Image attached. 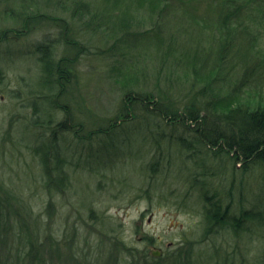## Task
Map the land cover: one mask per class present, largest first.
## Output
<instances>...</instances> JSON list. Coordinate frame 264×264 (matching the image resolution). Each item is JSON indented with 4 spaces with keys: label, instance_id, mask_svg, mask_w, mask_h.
Here are the masks:
<instances>
[{
    "label": "rangeland",
    "instance_id": "1",
    "mask_svg": "<svg viewBox=\"0 0 264 264\" xmlns=\"http://www.w3.org/2000/svg\"><path fill=\"white\" fill-rule=\"evenodd\" d=\"M236 1L245 10L229 21L228 32L218 21L230 10L214 0H0V38L6 36L0 39V185L31 208L28 215L12 203L3 207L11 221L0 237V264H23L17 255L33 249L40 264H141L149 249L162 253L159 264H169L163 257L170 247L188 251L192 240L204 237V195L230 188L234 178L239 187L240 171L229 176L224 165L230 159H213L199 144L194 148L203 152L191 157L192 122H171L137 102L126 118V95L154 94L159 109L180 114L193 103L202 117H209L204 104L211 95L220 112L253 106L264 89L237 81L264 58V0ZM127 29L131 36L122 40ZM154 29L158 37L137 39L136 33ZM238 32L255 40L236 39ZM40 45L51 46L56 63L64 61L68 74L60 92L41 83ZM63 120L68 130L56 131ZM54 131L68 174L61 192L47 188L35 152ZM200 164L214 173L207 185L203 176L198 185L192 180L203 172ZM250 174L241 183L249 190L244 204L258 209L264 171ZM239 201L235 194L237 211ZM219 229L218 237L196 244L206 264H213L215 246H221V263L226 252L232 264H241L235 249L249 259L255 255L245 249L264 256L259 223L253 222L251 241ZM18 230L29 241L17 239Z\"/></svg>",
    "mask_w": 264,
    "mask_h": 264
},
{
    "label": "trees",
    "instance_id": "2",
    "mask_svg": "<svg viewBox=\"0 0 264 264\" xmlns=\"http://www.w3.org/2000/svg\"><path fill=\"white\" fill-rule=\"evenodd\" d=\"M219 2V8L224 6V9L230 10L227 15L220 20L219 28L222 30L228 29V32L231 26H227L230 20L239 16V13L245 10V7L241 4H237L236 0H214ZM79 12V11H78ZM264 15V11L261 10ZM80 14V13H79ZM235 16V17H234ZM33 17H36L35 15ZM264 17V16H263ZM29 17H27V20ZM87 22L88 27H93L94 22L89 20ZM25 22L27 23L26 19ZM218 23L212 24V28H217L216 25ZM127 27L129 26L126 25ZM225 28V29H224ZM95 29H100L99 24L95 25ZM123 29V28H122ZM129 29V28H128ZM124 31L122 34V40H126L131 36V33L128 31ZM218 29V28H217ZM121 31V28H120ZM233 29L231 30V32ZM241 31V30H240ZM239 31V32H240ZM237 33L236 39L239 40H255V37L250 33H246L248 36L244 37L241 34ZM5 34V33H4ZM137 39H147L153 37H158V33H155V29L152 31H145L142 33H136ZM135 32L132 35L135 37ZM15 36H20L22 33L16 31L14 33ZM3 36V35H2ZM6 36L0 38L3 40ZM14 37V36H13ZM130 38V37H129ZM227 40H232L234 37H227ZM235 39V40H236ZM119 40V39H118ZM51 46H43L40 45L38 48L40 57L39 61L42 66V77L41 83L50 85L51 88H58L63 90L64 83L67 80V71L63 69V62L59 61L55 62L52 55ZM248 57V56H247ZM264 58L257 59L253 67H248L244 72L243 76L238 79V84L245 86L248 85L253 87L256 85L258 88L264 89ZM245 65H249V60L245 62ZM238 85V86H239ZM207 87H205V91ZM264 90H259V93L256 95L254 101L255 104L245 105V104H234L230 105L229 109L225 112H220L221 106L217 105L218 99L215 96H210L207 102L204 104L206 110L208 111L209 117H202L199 114V109L195 106V104H190L186 108V114H180L178 112H174L172 109L170 111L159 109L158 102L155 100L156 96L153 94L152 96L146 95L141 97L140 95L132 96L131 93L126 95V101L131 102V105H125V113L126 118L129 117L130 112L136 106H134L135 102L142 105L143 109L146 111H150L152 113L160 115L164 119L177 121V119H182L183 123L189 125L187 122H192L193 127L189 126L187 129H191V132L195 135L193 141H188L187 150L194 152L191 154V157H198L202 150H195V145L199 144L202 146L206 152H210L212 154L213 159H217L224 155V157H228L230 159L227 165V172H229V176H237L236 172L240 171L238 177L240 179V186L237 187L235 185V178L232 180L231 187L226 188L222 191L217 189V191L206 192L204 195V206H203V221L205 224V235L204 237L192 240L191 247L187 251H182L180 247L178 250L174 249L170 252V248L167 250L166 255L163 259L168 258L169 264H206L204 262V252L198 250L196 248V244L198 246L202 243V240L209 239V234H212V237H218L220 235V229L224 228L227 231L233 230V237H238L242 234H246L251 241L252 238H256L253 236V222L259 223L260 226L264 227V199H259L258 209H247L244 204V200L248 202L249 198L246 197L247 193L249 194V190H245L244 187H241V183L244 181V178L247 175H251L250 173L257 174L258 171H264ZM204 93V92H203ZM159 99H164L163 96H157ZM163 97V98H162ZM194 98V97H193ZM196 99H199L196 97ZM161 101V100H160ZM159 104H161L159 102ZM219 104V103H218ZM228 105V104H227ZM229 106V105H228ZM63 109H65L63 107ZM179 111V110H178ZM121 115L120 117H124ZM126 120V119H124ZM123 120V121H124ZM49 122H51L49 120ZM117 122L112 123L116 124ZM69 124L67 120H63L58 123L56 126V131L67 129ZM54 131L53 138L49 143L41 144L35 149L36 154L40 158L41 166L43 167V178L45 179V183L48 186L47 188L50 191L61 192L64 188L69 186L68 183V174L65 172V160L61 157L60 149L58 147V140L55 137L57 133ZM108 133V131L106 132ZM113 132H109L108 134L111 136ZM201 148V149H202ZM209 154V153H208ZM223 154V155H222ZM152 167V166H151ZM203 172L194 174V183L198 185L200 183V178L198 176H203V185H207L210 183V180L207 179L209 176H213L214 173L212 171H208L205 169V164L198 165ZM153 169V167H152ZM153 171V170H152ZM156 172V171H153ZM216 174V173H215ZM263 174V173H262ZM242 177V179H241ZM261 180L264 183V175H261ZM220 185V184H219ZM235 194L239 197V202L237 203L238 211L236 209L235 204ZM260 198V196H258ZM7 203H12V208L15 209V212H22L24 214L31 213L30 206L25 203V201L16 194H11L9 191L1 188L0 185V237L3 236V231H7L5 228V222H10L11 212H3V207ZM254 204V202L252 203ZM7 215V216H6ZM17 217L18 214L16 213ZM32 217V216H31ZM7 218V219H6ZM17 219V218H16ZM33 224L36 222L32 219ZM4 223V227L1 226ZM14 227V224L11 223ZM18 227V225H17ZM3 229V230H1ZM11 226H10V229ZM38 230V228H37ZM17 232V239L29 241V238L26 236L27 234L20 230ZM33 232H36L33 229ZM35 237V235L33 234ZM37 236V235H36ZM173 246V245H172ZM215 256L214 254L211 256L213 260V264H232V258H226V252L223 256V262L221 263L219 255H217L221 251V246H215ZM31 249V247H29ZM37 249V248H36ZM38 251V250H36ZM35 249L30 251H22L17 255V259L20 263L26 264L27 261L31 264H37L38 253ZM257 251V250H256ZM222 252V251H221ZM258 252V251H257ZM255 251L245 249L244 253L247 256L251 253L255 255V257L249 259L246 256H240V253H236V249L233 251V256L235 257V261H239L241 264H264V256H261ZM142 259L144 258V262L141 261V264H159L158 261L162 260L160 258L154 257L151 252L144 251L142 255ZM147 256V258L145 257ZM8 257H11L9 254ZM38 260V261H37ZM10 264V263H9ZM38 264H40L38 262ZM134 264V263H133Z\"/></svg>",
    "mask_w": 264,
    "mask_h": 264
},
{
    "label": "water",
    "instance_id": "3",
    "mask_svg": "<svg viewBox=\"0 0 264 264\" xmlns=\"http://www.w3.org/2000/svg\"><path fill=\"white\" fill-rule=\"evenodd\" d=\"M159 253H160V252H155V251H154V254H153V255H154V256H159V255H160Z\"/></svg>",
    "mask_w": 264,
    "mask_h": 264
},
{
    "label": "flooded vegetation",
    "instance_id": "4",
    "mask_svg": "<svg viewBox=\"0 0 264 264\" xmlns=\"http://www.w3.org/2000/svg\"><path fill=\"white\" fill-rule=\"evenodd\" d=\"M149 251L151 252V254L153 255V251L154 250H152V249H149ZM160 255L159 256H161L162 254H161V252L159 253Z\"/></svg>",
    "mask_w": 264,
    "mask_h": 264
}]
</instances>
